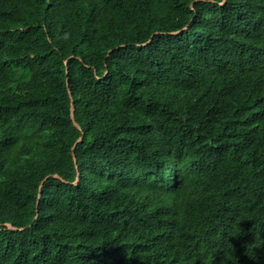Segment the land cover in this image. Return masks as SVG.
I'll use <instances>...</instances> for the list:
<instances>
[{"label": "trees", "instance_id": "16d2710c", "mask_svg": "<svg viewBox=\"0 0 264 264\" xmlns=\"http://www.w3.org/2000/svg\"><path fill=\"white\" fill-rule=\"evenodd\" d=\"M0 264H264V0H0Z\"/></svg>", "mask_w": 264, "mask_h": 264}, {"label": "water", "instance_id": "95a60500", "mask_svg": "<svg viewBox=\"0 0 264 264\" xmlns=\"http://www.w3.org/2000/svg\"><path fill=\"white\" fill-rule=\"evenodd\" d=\"M177 32H178V31L173 32V33H177ZM74 109H75V106H74V104H73V102H72V107H71L72 112H74ZM73 118H74V115H73ZM74 124H75V126H77L78 128H81V126H80V124H79L78 122H75ZM56 177H59V176L56 175ZM59 178H60V177H59ZM45 180H46V179H44V180L42 181V183H41V185H40V188L43 186ZM8 226L11 227V228H15V227H13V226L10 225V224H8ZM15 229H17V228H15Z\"/></svg>", "mask_w": 264, "mask_h": 264}, {"label": "bare ground", "instance_id": "6f19581e", "mask_svg": "<svg viewBox=\"0 0 264 264\" xmlns=\"http://www.w3.org/2000/svg\"><path fill=\"white\" fill-rule=\"evenodd\" d=\"M8 224H9V223H7V226H8ZM10 225H11V224H10ZM12 226H13V225H12ZM8 227H9V226H8ZM13 227H15V226H13ZM10 228H11V227H10ZM15 228H16V227H15ZM15 228H14V229H15Z\"/></svg>", "mask_w": 264, "mask_h": 264}]
</instances>
